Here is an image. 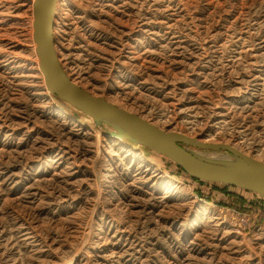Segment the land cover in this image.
I'll return each instance as SVG.
<instances>
[{
	"label": "rangeland",
	"instance_id": "1",
	"mask_svg": "<svg viewBox=\"0 0 264 264\" xmlns=\"http://www.w3.org/2000/svg\"><path fill=\"white\" fill-rule=\"evenodd\" d=\"M35 3L0 0V264H264V195L49 88ZM54 37L93 95L264 163V0H58Z\"/></svg>",
	"mask_w": 264,
	"mask_h": 264
},
{
	"label": "water",
	"instance_id": "2",
	"mask_svg": "<svg viewBox=\"0 0 264 264\" xmlns=\"http://www.w3.org/2000/svg\"><path fill=\"white\" fill-rule=\"evenodd\" d=\"M58 0H36L35 37L41 58V69L49 88L62 99L75 104L93 116L123 127L127 136L165 154L182 165L194 177L240 186L264 195V163L246 155L232 145L197 141L194 138L163 129L139 114L119 107L109 100L95 96L68 77L60 64L55 48V11ZM184 143L205 149L232 152L256 169H244L207 161L193 154Z\"/></svg>",
	"mask_w": 264,
	"mask_h": 264
},
{
	"label": "bare ground",
	"instance_id": "3",
	"mask_svg": "<svg viewBox=\"0 0 264 264\" xmlns=\"http://www.w3.org/2000/svg\"><path fill=\"white\" fill-rule=\"evenodd\" d=\"M58 3V2H57ZM56 10H57V5H56ZM55 15H56V11H55ZM54 22H55V19H54ZM54 30H55V27H54ZM63 70H64V68H63ZM64 72L67 74V76L68 77H70V78H72L73 79V81L75 82V83H77L75 80H74V78L72 77V76H70L65 70H64ZM44 77V76H43ZM78 84V83H77ZM79 85V84H78ZM79 107V106H78ZM91 114V113H90ZM94 117H96V118H99V117H97V116H94ZM103 119V118H102ZM103 120H105V121H108V122H110V124H112V125H115V127L117 128V131H120L119 129H123V130H125L123 127H121V126H119V125H117V124H114L112 121H109V120H106V119H103ZM155 124V123H154ZM119 128V129H118ZM126 131V130H125ZM122 132V134H123V136H120V137H122V138H125V137H128L129 138V136H127V132ZM119 134V133H118ZM120 135V134H119ZM132 138V137H131ZM134 141H136L135 140V138H132ZM136 143H138L137 141H136ZM212 150H220V149H212ZM229 152V151H228ZM193 153V152H192ZM232 153V152H231ZM194 154V153H193ZM196 155V154H195ZM236 155V154H235ZM197 157H199V158H201V159H204V160H207V159H209V160H221V161H226V162H228V163H237L238 162V159L236 158V157H234V156H231V155H229V154H222V153H216V152H213V153H199V154H197L196 155ZM238 156V155H237ZM239 157V156H238ZM241 158V157H240ZM209 160H207V161H209ZM246 161V160H245ZM211 162H214V161H211ZM247 162V161H246ZM215 163H219V162H215ZM248 164H250L252 167H245V166H235V165H229V164H225V165H229V166H234V167H238V168H244V169H256L257 168V166L256 165H254V164H252V163H249V162H247ZM220 164H224V163H220Z\"/></svg>",
	"mask_w": 264,
	"mask_h": 264
}]
</instances>
